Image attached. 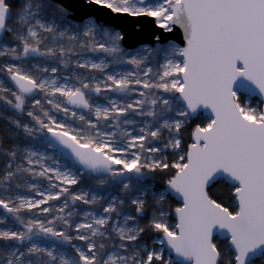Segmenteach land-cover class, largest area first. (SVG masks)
Listing matches in <instances>:
<instances>
[{"label":"snow or ice","instance_id":"snow-or-ice-1","mask_svg":"<svg viewBox=\"0 0 264 264\" xmlns=\"http://www.w3.org/2000/svg\"><path fill=\"white\" fill-rule=\"evenodd\" d=\"M0 264H264V0H0Z\"/></svg>","mask_w":264,"mask_h":264}]
</instances>
